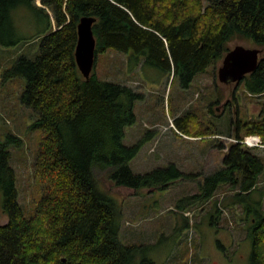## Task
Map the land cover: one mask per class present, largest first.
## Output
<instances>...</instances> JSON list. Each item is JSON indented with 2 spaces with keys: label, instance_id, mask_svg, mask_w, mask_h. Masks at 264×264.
I'll use <instances>...</instances> for the list:
<instances>
[{
  "label": "trees",
  "instance_id": "trees-1",
  "mask_svg": "<svg viewBox=\"0 0 264 264\" xmlns=\"http://www.w3.org/2000/svg\"><path fill=\"white\" fill-rule=\"evenodd\" d=\"M33 1L0 0L2 45L22 41L13 10ZM38 1L41 10L53 8L56 28L43 37L36 58L21 55L4 77L26 81L21 101L37 114L34 123L42 131L34 175L43 192L27 215L18 201L8 149L20 140L9 135L0 141V208L7 216L0 221V264H157L146 255L150 245L121 240V206L112 188L139 194L197 175L175 163L146 173L132 170L131 161L144 142L128 145L124 139L126 128L136 121V102L144 94L101 79L96 62L90 78L83 76L75 59L77 25L83 16L97 18L96 59L110 49L120 51L135 60V68L144 63L156 67L178 78L184 88L223 59L231 42L251 41L263 53L243 83L251 96L264 99V0ZM196 121L197 116L187 112L174 119L179 132L173 129L192 135ZM238 122L243 129L241 134L236 131L238 141L246 134L261 135L264 141L261 121ZM238 141L230 143L222 168L207 174L199 192L187 196L180 209L208 201L220 186L229 184L242 204L252 242L248 264H264L263 200L244 203L239 198L260 190L264 161Z\"/></svg>",
  "mask_w": 264,
  "mask_h": 264
},
{
  "label": "rangeland",
  "instance_id": "rangeland-1",
  "mask_svg": "<svg viewBox=\"0 0 264 264\" xmlns=\"http://www.w3.org/2000/svg\"><path fill=\"white\" fill-rule=\"evenodd\" d=\"M40 6L34 0L31 5L16 7L13 22L22 41L13 46L0 43V141L9 135L20 140L16 145L11 139L13 144L8 149L16 171L18 201L27 215L34 212L35 202L43 192L34 175L42 131L34 123L37 114L21 101L25 79L9 80L4 73L21 55L36 58L43 37L55 30L53 8L46 6L41 10ZM239 43L256 47L246 40L233 41L230 47ZM221 64L222 59L210 65L184 88L178 78L173 79L156 67L144 63L135 68V60L123 52L110 49L97 55L95 67L101 79L127 84L144 94L136 102V121L126 128L124 139L128 145L142 139L144 142L131 161L132 170L146 173L175 163L182 171L197 175L192 180H177L167 189L145 188L139 194L124 187L112 188L121 206V240L126 244L150 245L146 255L157 264H248L252 254L243 207L229 184L220 186L208 201L180 209L188 202L187 196L199 192L207 174L222 168L230 143L238 141L237 119H255L251 113L257 114L264 101L251 96L243 81L221 82ZM236 110L240 111L239 118ZM187 112L197 116L196 128L192 135L177 134L172 123L175 117ZM250 135L253 134H246ZM242 145L264 161V143L254 147ZM258 187L260 190L252 197L239 196L240 201L262 198L264 207V171ZM6 220L0 208V221Z\"/></svg>",
  "mask_w": 264,
  "mask_h": 264
},
{
  "label": "water",
  "instance_id": "water-1",
  "mask_svg": "<svg viewBox=\"0 0 264 264\" xmlns=\"http://www.w3.org/2000/svg\"><path fill=\"white\" fill-rule=\"evenodd\" d=\"M94 16L81 17L77 25L78 40L75 49L76 63L86 79H89L96 62V36L94 34ZM263 50L259 47H247L236 44L229 49L218 69L219 80L223 83L240 82L253 72Z\"/></svg>",
  "mask_w": 264,
  "mask_h": 264
},
{
  "label": "flooded vegetation",
  "instance_id": "flooded-vegetation-1",
  "mask_svg": "<svg viewBox=\"0 0 264 264\" xmlns=\"http://www.w3.org/2000/svg\"><path fill=\"white\" fill-rule=\"evenodd\" d=\"M263 53V52H262ZM243 81V80H242ZM232 83H238V82H232ZM232 83H228V84H232ZM250 95H252L253 93H249ZM261 104V108H260V110H259V112L256 114V113H251V115L252 116H254L255 117V119L254 118H252V120H257V119H259V121H261L262 122V125H263V130H264V101L263 102H261L260 103ZM249 111V110H248ZM239 110H236V114H237V116H238V118H239ZM250 113V112H249ZM250 120H251V118H249ZM241 119H239V121H240ZM237 122H238V119H237ZM239 123V122H238ZM240 125V124H239ZM239 125H236V129H237V131L238 132H240V134H241V132L243 131V129L242 128H239ZM253 126V125H252ZM255 136H259L260 137V139H261V141H262V143H264V141H263V138H262V136L261 135H257V134H254Z\"/></svg>",
  "mask_w": 264,
  "mask_h": 264
},
{
  "label": "built area",
  "instance_id": "built-area-1",
  "mask_svg": "<svg viewBox=\"0 0 264 264\" xmlns=\"http://www.w3.org/2000/svg\"><path fill=\"white\" fill-rule=\"evenodd\" d=\"M172 126L176 129L174 123H172ZM177 131L179 132V130H177ZM240 142L242 144L249 146V147H254V146L262 143L260 137L255 136V135L245 136L242 140H240Z\"/></svg>",
  "mask_w": 264,
  "mask_h": 264
},
{
  "label": "crops",
  "instance_id": "crops-1",
  "mask_svg": "<svg viewBox=\"0 0 264 264\" xmlns=\"http://www.w3.org/2000/svg\"><path fill=\"white\" fill-rule=\"evenodd\" d=\"M187 215V214H186ZM216 219H217V217H215ZM215 221H218V219L217 220H215Z\"/></svg>",
  "mask_w": 264,
  "mask_h": 264
}]
</instances>
